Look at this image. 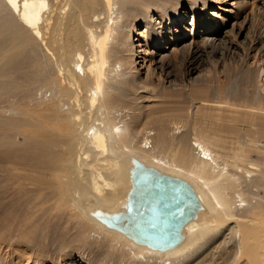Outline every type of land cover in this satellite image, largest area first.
Masks as SVG:
<instances>
[{"label":"bare ground","instance_id":"obj_1","mask_svg":"<svg viewBox=\"0 0 264 264\" xmlns=\"http://www.w3.org/2000/svg\"><path fill=\"white\" fill-rule=\"evenodd\" d=\"M182 1L0 0V100L35 89L49 107L46 116L62 118L59 112L66 110L82 137L46 135L29 109L0 108L9 113L0 116V188L5 196L15 195L8 204L23 212L18 221H36L31 239L45 243L37 258L31 252L23 262L75 264L79 254L86 264H206L211 252L209 264H219L220 242L238 237L231 256L240 264H264L261 68L246 61L223 92L207 95L198 82L217 83L221 56L229 64L228 45L215 36L211 20L203 19L196 33L182 29V35L193 34L189 43L169 34L172 26L164 22L180 20L176 9ZM247 1L233 0L236 23L247 16L238 12ZM244 30L240 25L232 37L239 41ZM48 35L50 44L43 38ZM207 49L219 53L205 61ZM141 52L144 72L135 59ZM204 63L209 67L202 68ZM161 88L163 99H179L164 108ZM34 126L17 140L20 127ZM63 146L68 159L57 150ZM256 149L262 157L254 159ZM52 195L78 213L59 214L73 221L61 232L52 225V208L26 212Z\"/></svg>","mask_w":264,"mask_h":264},{"label":"rangeland","instance_id":"obj_2","mask_svg":"<svg viewBox=\"0 0 264 264\" xmlns=\"http://www.w3.org/2000/svg\"><path fill=\"white\" fill-rule=\"evenodd\" d=\"M249 1L250 0L247 1V4H246L247 9L246 10H244V11H243V9L238 10V12H240L242 15L244 13L247 15V16L245 15L246 17L244 16L245 18L241 22L243 24V27L245 28V30H244V34H242L239 37V41H237L235 38L232 37V35H233L232 31H234L236 33L239 29V26L242 25V24L235 22V15H233V12L231 10L235 7V5H232L233 0H185V1H182V3L176 9V11L178 10L179 13L181 12L179 15L180 20L176 21L175 18H173L171 20V23H168V21L164 22V25L166 24L167 26H169V25L172 26L171 32L169 34L175 33L177 35V38H181L182 40H184L187 43H189L190 40H192L191 38L193 37L192 36L193 34L187 33L188 35H182V29H188V30H190V32L194 31L195 33L199 32L200 30H202V20L203 19L205 20L206 23L209 20H211L212 22L214 21L217 24L215 26L217 28V31L215 32L216 33L215 36L220 38V40H222L223 43H227L228 49H226L225 51H226V55L228 57L227 60H228L229 64L225 65L224 64V56H221V60L218 63L217 69L221 70L222 72L218 75L217 83L214 84V81L210 78H207L204 81L201 80L200 82H198V83H200V84H202L208 88L207 89L204 87L207 95H209L211 97L214 96L216 91L223 92L226 89V87H228V83L232 80V78L236 77V75L238 73H240L241 71L244 70L243 67L246 65V61H249L250 65L253 64L256 67L259 66L261 68V78L260 79L262 81L261 84H263V87H264V48L262 47V44H261V42L264 41V0H251L250 2ZM226 14H230L231 16L227 18L225 25L223 27H220L218 25V22H224L223 17ZM182 15H184V16H182ZM206 23H204V24H206ZM139 28H141V26ZM43 38H44V42L46 44H50V42L53 40V39L50 41L48 40L49 35L46 36V38L45 37H43ZM133 41L135 43V47H137V45L139 43V42H137L138 37L134 36ZM252 42H254V45H256L257 48H252ZM238 43H241L242 46H238ZM151 47H152V43L150 42L149 48L151 49ZM257 49L258 50L260 49V52H258ZM137 51H138V49H137ZM216 51H218V50H216ZM216 51H212L211 49H207L205 51V53H206L205 56H203V58L205 57L204 58L205 61H206L207 56L213 55L211 52L216 53L218 55L219 52H216ZM51 52L53 53V51H51ZM207 53H209V54H207ZM142 54H143V52L136 55L135 59H136L137 65H138L139 69L141 70V72H144V70H145L144 67H146L147 63H144L142 65V63H141L142 62V57H141ZM199 55L200 54H198V56ZM191 66L193 67V65H191ZM208 67H209L208 64H205L202 66V68H208ZM164 74H165V72L163 73V75ZM200 75L206 76L207 74L205 72H202V73H200ZM148 81H151V80H148ZM168 81L169 80L165 81V85L168 84L167 83ZM243 82L244 81L241 82V85H243ZM154 84H155V82H154ZM179 87H177L176 89H178ZM24 91H17V92H15L16 95H14L13 97L7 98V99H2L5 102L4 101L2 102V100H0V108L5 110L6 105H7V107H9V105L17 104V106H19V108H21L22 110L29 109L31 114H33V116H34L32 118V121L34 123L40 122L42 126L39 125L38 127L39 128L41 127L40 129H42V128L44 129V127H45L44 130H45L46 135H49L48 133L52 134V132L55 131L54 133L60 134V137L64 138L65 135L68 136V135L73 134V135H71L73 138V139L71 138V140H76V139L78 141L81 140V138H82L81 135L78 136L81 129H79L78 125H76V124H73V123H72V125L69 124L71 121H70V119H68L69 113H67L66 110L65 111L60 110L59 113H60V116H62V118H57V117L50 118V117L46 116L47 115L46 111L49 109V107L46 106L39 97H36V95H35L36 93L34 92L35 89H33V91H32L34 94L31 92L33 95L32 94L30 95L28 90H24ZM164 92H165L164 89H162V88H161V90L159 89V94H160V96L162 95L161 99H162V101H165L162 104V106H164V108H167V106H169L168 101L173 102V101L179 99V97H176L175 95H173L172 97H166L165 96V98L163 99ZM24 93H25V95H24ZM262 93L264 95V89L262 90ZM50 94L51 93H49V95ZM35 97L37 99L36 101H35ZM181 99L185 104L189 103V99L185 93H182ZM12 101H13V103H12ZM17 101H18V103H16ZM33 101H34V104H32ZM40 101H41V103H40ZM4 103H5V105H4ZM57 103H59V102H58L57 98H55V105L56 106H57ZM43 105H45V107ZM1 109H0V116L5 115L6 113H7V116L9 115L8 112L2 111ZM88 111L89 110H85V113H88ZM40 115H42V116H40ZM28 118L30 119V116ZM57 122H58L57 126H59V127L55 126V123H57ZM53 123H54V125H53ZM19 129L20 130L17 131L18 132L17 140L22 141V140H25L26 134L30 135L31 133H33L35 131L36 127L35 126H34V128L33 127L32 128L31 127H20ZM260 141H261V146L264 147V138H262ZM79 144H80V142L78 143V146H79ZM79 148H80V146H79ZM57 150L59 152H61L62 156L64 155L63 159L69 158L68 157L69 156V149L67 147L63 146V148H61V149L57 148ZM65 153H66V155H65ZM259 157H262V151L259 149H256L253 152V158L257 159ZM7 165H10L9 167L16 169V167L13 165V163H12V165H11V163H8ZM20 170L21 169H19L17 171L18 174H24L25 172H27V171H24V169H22L23 171H20ZM33 172H34V174L37 175L36 171H33ZM11 181L12 180H10L9 182H11ZM53 191H54V188H50L47 190V192H53ZM0 192H1L0 193V240H1L0 241V259L2 260V261L0 260V264H3V263L4 264H16V263L17 264H35V263H33V260H30L29 262H23V261L27 258L26 256L30 255L29 253H31V252H32L31 255L33 254L32 255L33 258H37L36 255H37L38 251H40L42 248L40 246L45 245L44 241H43V243H41V241L38 242V240L36 241V240L31 239V237L34 235V232H35L36 226L34 227V225L36 224V221H34V222L30 221V223L27 222L28 224L26 223V221H18L17 220L18 216H22L23 212L16 213L15 212L16 208L14 207L15 204L13 206L8 204L10 202V200L11 201L17 200L15 198V195L9 194L10 197L5 196V194H2L3 191L1 188H0ZM230 194H232V192H230ZM262 195L264 196V189L262 190ZM3 196L7 200H3V199H5ZM51 197L47 201H42V202H44V204H40L36 209H34V210L30 209V211H26V212H31L34 215L38 211H39V213L40 212L42 213L43 212V211H41L42 209L46 210L45 208H48V207L52 208L53 211H52V213H51L52 215L50 217L52 220V225L55 226L54 229H56L58 232H61L62 230H64L66 228L67 225H70L73 222V221L72 222L69 221V223H67V220L65 222L60 220L59 218H61V217H59V216L61 215V212H64L65 214H66V212L70 213L71 216H73V215L77 216L78 213L75 209H72V207L70 206L71 203L69 204V201L68 202L61 201L60 197L58 195H54V196L52 195ZM18 200H20V199H18ZM58 201H61V202L59 203ZM55 202H56V204H54ZM66 208H68V209L65 210ZM68 217L70 218V216H68ZM9 219H10V222H9ZM70 219H72V218H70ZM4 223H6V224H4ZM33 223H35V224H33ZM7 225H9V226H7ZM11 226H13V230H12ZM76 226L77 225H73L70 228L69 234H68L69 236L70 235L72 236L75 233ZM14 229H15V231H14ZM20 229H21V231H20ZM12 237H14L13 238L14 240H11ZM51 237L54 239V235L51 234V236L48 238H51ZM222 241L220 242V244H222V245H219L221 247H219L216 250V252H217V254H216L217 258L216 259H219L218 260L219 264L222 262L224 264H240V262H237L235 260V258L231 256V254L233 252L231 248L233 246L237 245V243L239 242L238 237L234 238L229 244H224ZM13 243H14V245H13ZM15 243H16V245H15ZM94 246L104 248L103 244H100L97 241L94 243ZM26 249L27 250L29 249L28 250L29 252H27ZM51 250L53 251L54 248H52ZM21 253H23V254H21ZM50 254H52V252H50ZM13 255H14V257H12ZM19 256H20V258H19ZM84 256H86V255H84ZM212 258H213V254L211 252H208V254L206 255V259L208 261H206L205 263L209 264L210 263L209 260H211ZM73 260L76 262L75 264H86V262L88 263V261H85V258L79 254H75ZM52 262L53 261H51V259H46V260H43V262H41V264H53ZM36 264H40V261H38Z\"/></svg>","mask_w":264,"mask_h":264}]
</instances>
